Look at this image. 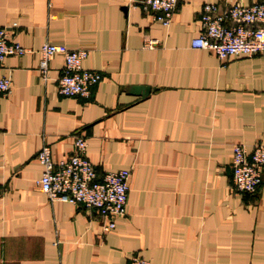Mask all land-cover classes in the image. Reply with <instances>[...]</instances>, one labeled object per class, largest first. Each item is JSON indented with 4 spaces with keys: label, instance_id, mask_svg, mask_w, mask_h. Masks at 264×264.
<instances>
[{
    "label": "crops",
    "instance_id": "crops-1",
    "mask_svg": "<svg viewBox=\"0 0 264 264\" xmlns=\"http://www.w3.org/2000/svg\"><path fill=\"white\" fill-rule=\"evenodd\" d=\"M227 2L177 0L162 27L133 0H0V28L30 51L0 64L11 84L0 97V264H264V167L252 195L231 184L232 145H264V56L190 48L201 6L220 14ZM42 43L87 51L82 67L100 75L87 98L57 94L59 57L40 78ZM77 136L98 179L128 171L125 214L107 233L93 211L34 187L40 147L56 162Z\"/></svg>",
    "mask_w": 264,
    "mask_h": 264
},
{
    "label": "built area",
    "instance_id": "built-area-1",
    "mask_svg": "<svg viewBox=\"0 0 264 264\" xmlns=\"http://www.w3.org/2000/svg\"><path fill=\"white\" fill-rule=\"evenodd\" d=\"M145 10L155 13V21L167 27L177 0H133ZM201 34L190 42V48L209 52L219 61L228 57L264 56V5H244L241 0H228L226 9L217 12L214 4L201 6L199 17ZM14 27L12 25L10 28ZM155 41H144L143 47L151 49ZM28 49L12 41L7 28H0V64L6 57H20ZM37 71L42 80L48 62L53 57L61 61L56 92L62 97L87 98L90 90L100 81V75L82 67L87 57L84 49L69 50L61 44L42 43L38 48ZM10 81L0 78V97L10 91ZM86 143L81 136L74 138L69 155L56 162L42 145L36 155L41 172L34 187L48 201L80 206L93 211L104 221L102 232L114 228L116 219L125 214L128 190V171L115 170L104 173L99 179L86 156ZM264 167V145H253L247 152L241 145L231 147V184L235 193L252 195L260 185ZM1 192V190H0ZM126 264H152L138 256H130Z\"/></svg>",
    "mask_w": 264,
    "mask_h": 264
}]
</instances>
